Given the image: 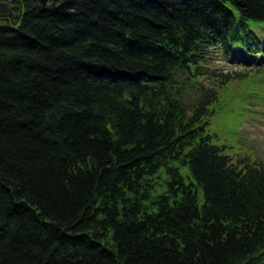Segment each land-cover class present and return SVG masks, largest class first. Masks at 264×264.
<instances>
[{
    "label": "trees",
    "instance_id": "16d2710c",
    "mask_svg": "<svg viewBox=\"0 0 264 264\" xmlns=\"http://www.w3.org/2000/svg\"><path fill=\"white\" fill-rule=\"evenodd\" d=\"M22 2L0 26V264H46L47 223L80 239L69 264H264V161L209 132L264 68L213 69L264 58V0Z\"/></svg>",
    "mask_w": 264,
    "mask_h": 264
},
{
    "label": "rangeland",
    "instance_id": "374dc122",
    "mask_svg": "<svg viewBox=\"0 0 264 264\" xmlns=\"http://www.w3.org/2000/svg\"><path fill=\"white\" fill-rule=\"evenodd\" d=\"M0 21V25H2ZM213 69L228 71L240 67L264 65V58L241 61L220 57ZM223 98L215 104L216 114L211 118L209 132L213 143L225 146L226 154L235 160L249 158L264 161V68L260 73L237 87L222 91Z\"/></svg>",
    "mask_w": 264,
    "mask_h": 264
},
{
    "label": "bare ground",
    "instance_id": "6f19581e",
    "mask_svg": "<svg viewBox=\"0 0 264 264\" xmlns=\"http://www.w3.org/2000/svg\"><path fill=\"white\" fill-rule=\"evenodd\" d=\"M20 12V10L15 9L12 14L11 11L6 8V10H2L0 12V16L8 15L7 20L10 17H13V20L17 21L21 18ZM48 109H55V106L51 105ZM5 185H1L2 192H4L5 190ZM2 192L0 193L2 194ZM22 204L24 205L25 201H22ZM33 209L34 206L31 207V211ZM40 232V234L38 233L39 236H46V238H48L43 241L45 248L44 257L46 258L48 256L45 261L46 264H69V262H71L69 259L75 254L79 253V250L82 249V243L80 239L75 236H72V232L71 230H69V228H61L60 230H58L57 227H55L54 225L47 223L46 228H44ZM84 233L87 239L88 234L90 238L94 234V232H92L91 230H86ZM50 235L52 236L50 237ZM93 244L95 247H97L98 244L108 245L110 244V241L108 239H104L101 236H97L94 239ZM98 254L105 257L103 251L101 250H98Z\"/></svg>",
    "mask_w": 264,
    "mask_h": 264
},
{
    "label": "water",
    "instance_id": "95a60500",
    "mask_svg": "<svg viewBox=\"0 0 264 264\" xmlns=\"http://www.w3.org/2000/svg\"><path fill=\"white\" fill-rule=\"evenodd\" d=\"M48 1H49V0H41V2L43 3V5H46ZM52 1H53V3H56L58 0H52ZM6 8H8L7 5L0 4V12H1L2 10H6ZM8 9H9V8H8ZM11 13L13 14V12H11Z\"/></svg>",
    "mask_w": 264,
    "mask_h": 264
},
{
    "label": "flooded vegetation",
    "instance_id": "af4514ba",
    "mask_svg": "<svg viewBox=\"0 0 264 264\" xmlns=\"http://www.w3.org/2000/svg\"><path fill=\"white\" fill-rule=\"evenodd\" d=\"M16 1H17V0H12V1L7 0V1H4V2L10 3V4H9V7H10V6H12V4H14ZM15 7H16V6H15ZM4 16H7V15H4Z\"/></svg>",
    "mask_w": 264,
    "mask_h": 264
}]
</instances>
